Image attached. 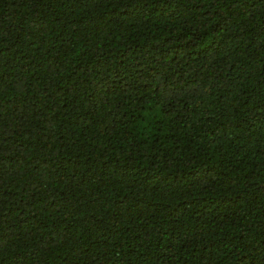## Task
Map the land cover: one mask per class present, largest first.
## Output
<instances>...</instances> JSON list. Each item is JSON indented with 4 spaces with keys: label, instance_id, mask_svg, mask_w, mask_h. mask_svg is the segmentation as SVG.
<instances>
[{
    "label": "trees",
    "instance_id": "1",
    "mask_svg": "<svg viewBox=\"0 0 264 264\" xmlns=\"http://www.w3.org/2000/svg\"><path fill=\"white\" fill-rule=\"evenodd\" d=\"M0 264H264V0H0Z\"/></svg>",
    "mask_w": 264,
    "mask_h": 264
}]
</instances>
